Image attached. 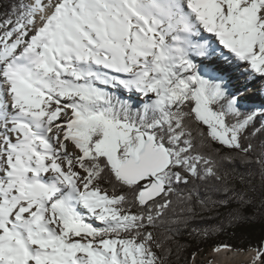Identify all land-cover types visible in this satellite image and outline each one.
<instances>
[{"label":"snow or ice","instance_id":"1","mask_svg":"<svg viewBox=\"0 0 264 264\" xmlns=\"http://www.w3.org/2000/svg\"><path fill=\"white\" fill-rule=\"evenodd\" d=\"M222 64L264 82V0H0V264H165L206 144L264 185V102Z\"/></svg>","mask_w":264,"mask_h":264},{"label":"trees","instance_id":"2","mask_svg":"<svg viewBox=\"0 0 264 264\" xmlns=\"http://www.w3.org/2000/svg\"><path fill=\"white\" fill-rule=\"evenodd\" d=\"M260 126L258 119L255 127ZM251 142L258 154L264 133H258ZM218 148L219 145L206 144L200 150L211 153L218 161L217 175L221 179L209 177L180 185L171 208L151 229L155 239L168 250L165 264H192L195 256L216 246L241 251L264 247V185L259 167L248 163L242 153L228 149L217 153ZM225 155L232 159L223 160ZM233 193L244 194L248 202L242 203Z\"/></svg>","mask_w":264,"mask_h":264},{"label":"bare ground","instance_id":"3","mask_svg":"<svg viewBox=\"0 0 264 264\" xmlns=\"http://www.w3.org/2000/svg\"><path fill=\"white\" fill-rule=\"evenodd\" d=\"M222 67L225 68L227 73H229V71L231 70V73H229L231 82L229 84L232 85L234 88L241 86L245 81H247L248 83L254 82L249 80V78L246 75H242L241 70L238 68H234L232 70L233 67H229L224 64H222ZM224 251H226V249H217L215 251L214 249H212L211 255H209L213 257L211 264H242L244 260H246V264H249L254 261L252 251H250L251 254H249L250 253L249 251H247L244 254L237 250L236 251L232 250L231 252H229V254H224ZM209 256H207V258H210Z\"/></svg>","mask_w":264,"mask_h":264},{"label":"rangeland","instance_id":"4","mask_svg":"<svg viewBox=\"0 0 264 264\" xmlns=\"http://www.w3.org/2000/svg\"><path fill=\"white\" fill-rule=\"evenodd\" d=\"M221 66H222V65H221ZM246 85H247V84H246ZM243 87H244V86H242V88H243ZM255 87H256V86H254L253 89H252V85H251L250 88L248 87V90H246V92H245V91L242 92V97L252 98L256 103H258V102H260V103H261V102H264V97L261 96V94H260L259 91L253 93V92L255 91ZM69 149H70V150L72 149V146H71V145L69 146ZM97 223H98V222H97ZM233 249H234V248H233ZM211 251H212V248L209 249L205 254H201V255H197V256H195V258H194L192 264H199V263L211 264V263H212L211 261L213 260V257L209 256V255H211ZM237 251H239V252H241V253H244V254L247 252V251H241V250H237ZM207 256H209L210 258H207ZM249 259H250V258H249ZM247 260H248V259H247ZM255 262L259 263L260 260H259V261L256 260ZM242 264H246V260H244Z\"/></svg>","mask_w":264,"mask_h":264}]
</instances>
